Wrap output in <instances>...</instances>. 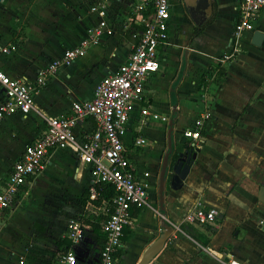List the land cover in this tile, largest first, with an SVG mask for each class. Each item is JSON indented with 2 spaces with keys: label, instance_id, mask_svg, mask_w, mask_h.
Instances as JSON below:
<instances>
[{
  "label": "crops",
  "instance_id": "obj_1",
  "mask_svg": "<svg viewBox=\"0 0 264 264\" xmlns=\"http://www.w3.org/2000/svg\"><path fill=\"white\" fill-rule=\"evenodd\" d=\"M236 1L208 0L203 10L195 0L172 1L169 44L159 49L158 70L145 102L133 103L123 138L135 176L146 187L147 205L131 210L118 264H137L161 235L162 221L174 231L149 264H264V10L254 29L235 41ZM142 2L1 0L0 69L12 79L33 81L48 61L77 46L101 20L113 24V33L102 35L83 57L37 89L26 116L0 120V186L25 147L43 132L45 120L66 114L73 102L91 100L100 79L126 60L144 31L140 19L148 11ZM224 54L233 56L220 63ZM143 108L156 118L142 120ZM206 109L211 116L200 140L186 142L183 132ZM169 122V160L185 145L196 156L179 189L165 179L161 211L157 187ZM88 187V175L70 153L51 152L44 172L31 178L19 202L3 215L0 264H48L73 247L65 235L72 222L85 231L74 248L93 252L103 241L92 225L103 217L104 204H92ZM198 206L214 209L215 219L191 221L188 215Z\"/></svg>",
  "mask_w": 264,
  "mask_h": 264
},
{
  "label": "built area",
  "instance_id": "obj_2",
  "mask_svg": "<svg viewBox=\"0 0 264 264\" xmlns=\"http://www.w3.org/2000/svg\"><path fill=\"white\" fill-rule=\"evenodd\" d=\"M172 1L143 0L141 8L148 11L140 19L144 31L126 60L114 73L100 79L91 100L73 102L66 114L47 118L43 132L25 147L0 186V229L4 213L19 202L20 193L31 178L44 172L46 158L55 150L70 153L78 167L88 175L90 199L96 196V184L113 186L114 197L103 203L110 212H103L106 215L100 223L102 243L93 252L85 249L79 253L74 247L85 238V231L78 223L72 222L65 235L73 247L50 259L48 264H118V256L124 246L122 233L131 219V210L147 205L146 187L135 176V167L123 138L133 103L145 102L149 80L158 70L159 49L169 44ZM263 10L264 0L236 1L232 32L235 41L254 29ZM112 33L113 24L107 19L101 20L87 31L86 38L77 46L64 49L59 58L48 61L33 81L9 78L0 69V88L4 94L0 99V120L9 115L26 116L33 109L37 89L45 87L59 70L83 57L88 46L97 43L102 35L110 36ZM232 56L224 54L219 61L224 63ZM141 116L142 120L156 118L147 108L141 109ZM210 116L209 109L204 110L192 127L183 132L186 142L198 143L201 130ZM84 123L92 124L87 130H82ZM140 142L136 141L137 144ZM216 214L214 209L198 206L188 218L199 224H208ZM227 264L238 263L228 261Z\"/></svg>",
  "mask_w": 264,
  "mask_h": 264
},
{
  "label": "water",
  "instance_id": "obj_3",
  "mask_svg": "<svg viewBox=\"0 0 264 264\" xmlns=\"http://www.w3.org/2000/svg\"><path fill=\"white\" fill-rule=\"evenodd\" d=\"M194 4L200 9H206L209 5L208 0H195ZM172 122H169V130L167 133V147L168 151L164 155L161 170L159 174V181L157 187L158 205L161 211L163 208V190L165 179L170 177V184L173 189H179L188 177L190 168L195 159L196 153L192 146L185 145L182 152L175 154L174 158L169 160V156L172 152ZM264 203V199L262 200ZM163 231L161 235L155 240V242L145 251L141 259L137 264H149L150 261L158 254L162 249L166 240L173 233L174 228L169 224L162 221Z\"/></svg>",
  "mask_w": 264,
  "mask_h": 264
},
{
  "label": "trees",
  "instance_id": "obj_4",
  "mask_svg": "<svg viewBox=\"0 0 264 264\" xmlns=\"http://www.w3.org/2000/svg\"><path fill=\"white\" fill-rule=\"evenodd\" d=\"M95 190H96V196L92 200V204L95 206L103 205L102 203L110 201L115 195L114 188L110 184H104V183L96 184ZM85 197L88 199V191H86L84 193L83 201L85 200ZM103 209H105L104 212H106V213L110 212L109 208L103 207ZM105 215L106 214L103 213V217H99L98 219H96V218L94 219L95 221L92 225L93 231H98L100 229V224H98V223L104 219ZM125 239H126V236H124L122 233V240L124 241Z\"/></svg>",
  "mask_w": 264,
  "mask_h": 264
}]
</instances>
